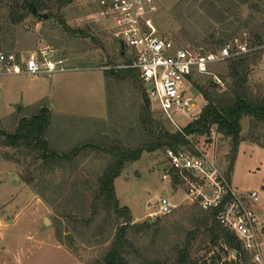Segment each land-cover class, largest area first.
I'll use <instances>...</instances> for the list:
<instances>
[{
    "label": "rangeland",
    "instance_id": "1",
    "mask_svg": "<svg viewBox=\"0 0 264 264\" xmlns=\"http://www.w3.org/2000/svg\"><path fill=\"white\" fill-rule=\"evenodd\" d=\"M97 1L74 0L60 10L54 9L51 16L39 12L48 16L46 20L27 14L21 22L13 24L8 17L7 1L0 0V53L27 56L51 48L67 61V66L80 68L62 74L0 77L1 131L10 133L21 119L31 118L45 108L49 114L45 140L57 153L67 154L81 144L99 146L117 141L123 147L136 149L142 143L145 136L138 125V115L144 89L139 78L116 81L100 70L83 68L99 69L128 61L120 56L118 42L94 20ZM151 2L154 13L148 23L156 35L176 45L212 50V37L224 43L243 35L253 41L256 34L260 42L264 41V0ZM18 7H23L22 1H18ZM218 47L220 44L215 48ZM262 58L263 52L248 75V86L253 91H264ZM212 73L220 84L211 76H195L190 84H184L185 95L194 109L190 116H173L182 132L204 107L198 88L212 81L219 93L226 90V82L219 79L225 75L224 67L212 68ZM149 105L153 120L165 131L176 133L159 105ZM241 137L243 142L238 147L229 181L239 193L258 195L253 209L264 222V125H252L244 118ZM187 139L189 148L199 149L228 173V138L213 127L208 137L190 134ZM109 162V157L102 153H90L50 171L23 153L0 147V264H93L99 260L108 245L100 244L97 229L105 214L96 215L88 227L81 224L91 212L79 210L74 190L85 193L88 206L89 194L82 183L88 180L93 184ZM167 168L164 150L142 152L139 160L127 164L114 181L118 204L129 210L132 224L148 221L159 229L157 235L152 231L147 235H129L132 250L128 264L144 261L154 264L157 260L171 264L173 248L182 246L188 233L196 229L192 221L198 210L192 201L184 199L181 190L173 192L162 180ZM24 178H32L30 186L21 181ZM160 199L171 202L169 214H157ZM102 227L101 231L105 229ZM109 231L104 230L103 235L107 236ZM69 235L72 240L66 239ZM234 258L235 253L219 243L214 246L200 232L192 241L191 264H230ZM248 264L253 262L249 260Z\"/></svg>",
    "mask_w": 264,
    "mask_h": 264
},
{
    "label": "built area",
    "instance_id": "2",
    "mask_svg": "<svg viewBox=\"0 0 264 264\" xmlns=\"http://www.w3.org/2000/svg\"><path fill=\"white\" fill-rule=\"evenodd\" d=\"M153 13L151 0H98L94 20L101 23L118 42L128 61L96 70L135 71L149 104L157 103L164 118L176 132L183 134L173 116H190L194 109V104L185 95L184 84H190L195 76H211L220 84L212 68L224 67L232 59L264 54V41L255 43L243 35L231 38L212 50L182 47L155 34L148 23ZM261 63L264 67L263 58ZM66 64L58 51L51 48L40 49L27 56L0 53V77H35L80 69ZM192 149L164 151L168 168L164 170L162 180L173 192L181 190L184 199L192 201L201 211L215 212L219 225L235 238L253 264H262L264 222L253 209L259 201L258 195L235 191L229 177L212 158L195 147ZM172 208L170 201L160 199L157 214L167 215Z\"/></svg>",
    "mask_w": 264,
    "mask_h": 264
},
{
    "label": "trees",
    "instance_id": "3",
    "mask_svg": "<svg viewBox=\"0 0 264 264\" xmlns=\"http://www.w3.org/2000/svg\"><path fill=\"white\" fill-rule=\"evenodd\" d=\"M6 1L9 20L11 23L17 24L27 14H32L31 6L36 9L38 14L45 11L48 12V16H51L50 14L54 9L60 10L74 0ZM18 1H22V8L18 7ZM256 35L253 41L261 43L260 38ZM210 41L212 49L218 44H222L217 38L212 37ZM259 58L260 54H253L230 60L224 66V77L219 76V79L224 83L226 82V90L223 93L218 92V86L212 81L206 87L198 88L197 91L205 102V106L201 109L197 119L184 129L183 134L167 132L160 123L154 121L150 113L149 102L142 93V107L138 115V125L145 137L136 149L123 147L117 141H114L99 146L82 144L67 154L57 153L49 148L45 140V133L49 125V114L45 108H40L31 118L21 119L10 133L0 130V147L23 153L26 157H31L42 169L50 171L56 167L71 164L78 157L90 153H102L109 157V164L93 184L88 180H84L82 183L89 194V205L87 206L85 201V193L80 194L74 190L77 193L76 203L82 213L91 212L90 217L81 222L87 227L94 222L95 216L100 212L105 214L101 225L97 229H99L98 233L101 237L100 244L108 245L102 257L94 261L93 264H128V257L131 255L132 250L129 235L131 233L133 235H147L150 231L157 235L159 229H156L154 223L148 221L140 225L132 224L129 210L120 207L116 199L115 179L120 176L127 164L139 160L142 152L151 153L155 150H179L182 148L193 151L188 147L190 143L184 136L195 134L199 137H208L213 127L218 134L224 135L230 142V164L229 171L226 174L229 176L236 159L238 147L243 142L241 137L242 120L248 118L252 125H264V91L259 89L253 91L248 86L250 68ZM104 74L105 76L110 75L116 81L125 78H131L135 81V78H138L137 73L132 70L109 71ZM31 179L24 178L21 181L30 186ZM192 206L195 210H198L197 218L194 217L192 221L196 229L188 233L182 246L173 248L171 264H191L189 261L190 248L192 241L198 237L199 232L205 235L214 246L219 243L227 250L235 253V258L230 264H248L249 256L242 250L235 238L219 225L215 218V212H203L195 204ZM102 226H104V230H110L107 236L103 235ZM66 239L69 240L68 237ZM144 264L152 263L144 261ZM154 264L165 263L157 260Z\"/></svg>",
    "mask_w": 264,
    "mask_h": 264
},
{
    "label": "water",
    "instance_id": "4",
    "mask_svg": "<svg viewBox=\"0 0 264 264\" xmlns=\"http://www.w3.org/2000/svg\"><path fill=\"white\" fill-rule=\"evenodd\" d=\"M31 11H32V14L33 15H37L39 18H41L42 20H46L47 18H48V16L47 15H40V14H38L37 13V11H36V9L35 8H33L32 6H31ZM68 238L70 239V240H72V237L69 235L68 236Z\"/></svg>",
    "mask_w": 264,
    "mask_h": 264
},
{
    "label": "crops",
    "instance_id": "5",
    "mask_svg": "<svg viewBox=\"0 0 264 264\" xmlns=\"http://www.w3.org/2000/svg\"><path fill=\"white\" fill-rule=\"evenodd\" d=\"M120 46V45H119ZM121 49V48H120ZM121 51H123V50H121ZM125 51H123L121 54H120V56L121 57H123V56H125L126 58H127V55H125V54H123ZM127 60H128V58H127ZM84 69H89V70H96V69H94V68H86V67H83ZM104 76H105V74H103ZM143 89H144V87H143ZM144 93H145V89H144ZM204 106H205V102H204ZM49 140H50V137H49ZM48 141V140H47ZM82 145V144H81ZM9 175L11 176L12 175V173H9ZM39 202V201H38Z\"/></svg>",
    "mask_w": 264,
    "mask_h": 264
}]
</instances>
